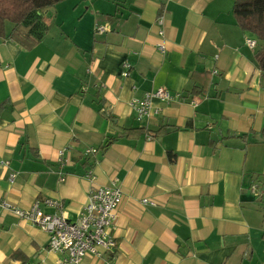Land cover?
I'll return each mask as SVG.
<instances>
[{"label":"crops","instance_id":"crops-1","mask_svg":"<svg viewBox=\"0 0 264 264\" xmlns=\"http://www.w3.org/2000/svg\"><path fill=\"white\" fill-rule=\"evenodd\" d=\"M233 5L61 0L41 12L48 30L30 49L9 37L8 22L0 199L24 209L40 200L45 212L74 220L93 186L117 181L114 264H264V196L250 190L254 181L264 188L261 45L247 44L254 36ZM103 25L110 28L97 33ZM160 86L180 98L156 100L160 111L139 123L133 100ZM48 243L38 225L0 214V264H22L13 258L19 251L28 264H57ZM82 264L106 258L88 254Z\"/></svg>","mask_w":264,"mask_h":264},{"label":"built area","instance_id":"built-area-1","mask_svg":"<svg viewBox=\"0 0 264 264\" xmlns=\"http://www.w3.org/2000/svg\"><path fill=\"white\" fill-rule=\"evenodd\" d=\"M159 21L162 22V18ZM109 28L107 25L98 26L96 32L102 33ZM161 34H163L162 31ZM256 43L255 39H247V44L252 48L256 46ZM158 49L165 53V44L158 43ZM131 68V63L125 61L121 75L129 76ZM178 98H180L178 93L163 86L146 91L141 98L134 99L132 102L136 120L143 124L159 112L160 108L155 105L156 100L168 104ZM96 151V148H90L86 150V153L90 154ZM1 163L5 166L9 164L8 161ZM16 175L15 172H12L9 180L13 182ZM89 176L91 179L95 178L92 172H89ZM250 190L257 197L264 196V188L257 181L250 185ZM122 198L121 185L117 181H113L110 185L93 186L87 202L74 220L68 218L63 211L61 213L45 212L41 208L40 200H36L30 208L24 209L7 200L0 199V214L5 210L11 211L18 217L29 220L48 232L49 249L60 254L57 264H82V260L88 254L104 257L106 264H114L113 252L117 247V241L111 233V228L117 220V210ZM142 201L154 204L146 198ZM45 203L48 206H60L59 202L52 199H46Z\"/></svg>","mask_w":264,"mask_h":264},{"label":"trees","instance_id":"trees-1","mask_svg":"<svg viewBox=\"0 0 264 264\" xmlns=\"http://www.w3.org/2000/svg\"><path fill=\"white\" fill-rule=\"evenodd\" d=\"M61 0H0V38L7 37V23L13 24L9 37L25 48H33L39 43L48 30L41 12L55 6ZM233 13L238 25L250 32L256 45L264 43V0H234ZM258 63L264 73V48L258 52ZM161 126L153 135L163 133ZM264 134V129L262 130ZM152 135V136H153ZM246 137V136H245ZM243 137V138H245ZM22 264H28L27 256L21 251L13 255Z\"/></svg>","mask_w":264,"mask_h":264},{"label":"rangeland","instance_id":"rangeland-1","mask_svg":"<svg viewBox=\"0 0 264 264\" xmlns=\"http://www.w3.org/2000/svg\"><path fill=\"white\" fill-rule=\"evenodd\" d=\"M259 48H260V49L264 48V43H263L261 46H259Z\"/></svg>","mask_w":264,"mask_h":264}]
</instances>
